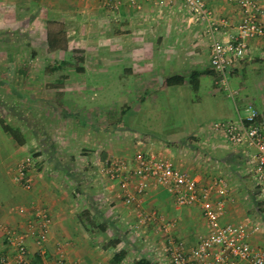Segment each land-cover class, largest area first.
<instances>
[{
    "label": "crops",
    "instance_id": "obj_1",
    "mask_svg": "<svg viewBox=\"0 0 264 264\" xmlns=\"http://www.w3.org/2000/svg\"><path fill=\"white\" fill-rule=\"evenodd\" d=\"M111 2L117 7L103 0H0V30L9 36L0 40L9 47L0 62L3 58L10 62L0 70V110L9 111L0 113V257L14 256L10 233L31 231L37 206L49 211L51 222L43 244L35 235L27 236L35 263L64 264L61 260L65 259V263L112 264L115 253L125 250L127 256L119 264H136L144 256H140V244L128 241L129 232L140 239H160L158 260L167 256L164 246L169 237L193 249L208 234L202 207L179 206L162 185L151 186L142 210L155 211L162 222L170 223L168 233L159 223L134 228L141 222L139 208L125 203L119 185L104 167L108 157H122L133 164L139 152L165 157L177 169L197 177L201 186L223 179L228 191L223 192L220 185L211 196L213 205L224 203L223 223L251 220L264 224V185L257 184L249 155L254 149L231 144L215 133L213 125L168 140L142 135L126 120H106L105 107L99 106L102 112L97 113L85 103L80 105L87 93L85 73L98 64H122V113L130 109L137 115L169 89L191 82L199 89V77L214 71L205 26L184 0ZM206 2L226 22L219 36L237 35L242 18L238 4ZM123 22L131 32L114 35L115 27ZM69 61L82 64L66 70ZM236 74L264 78L263 39H249L247 55L230 71L231 76ZM178 77L184 80L178 82ZM261 81L257 82L263 88L257 89L259 93L264 90ZM240 86L243 89L247 84ZM87 110L91 112L86 114ZM97 119L101 123L95 124ZM8 121L17 126L13 128ZM10 127L19 133L17 139ZM27 157H34L30 189L17 179V168ZM85 222L92 228L94 222L104 223L106 231H88ZM116 238L120 239L116 247H103ZM255 242L264 243V236H257ZM164 263L171 264L170 259Z\"/></svg>",
    "mask_w": 264,
    "mask_h": 264
},
{
    "label": "built area",
    "instance_id": "obj_2",
    "mask_svg": "<svg viewBox=\"0 0 264 264\" xmlns=\"http://www.w3.org/2000/svg\"><path fill=\"white\" fill-rule=\"evenodd\" d=\"M235 2L241 9L242 18L238 25L237 35L228 34L221 38L219 33L226 22L219 20L206 0H184L185 6L203 22L207 41L211 47L210 62L216 75V82L225 89L229 88L230 71L247 55L248 41L252 37L264 40V0H228ZM105 5L116 8L111 0H103ZM245 114L238 109L237 120H218L212 128L217 134L224 135L235 145L255 152L250 157L255 163V180L258 185H264V123L259 122V111L252 103L244 107ZM34 157H27L17 168V179L28 189L32 187L29 170ZM104 171L115 181L121 191V197L128 205L139 208L141 222L135 229L144 224L159 223L165 234L169 231L168 222L155 211L142 210L144 195L153 185H162L174 195L179 206L200 204L208 224V234L202 237L195 247L188 250L182 240L172 237L166 239L164 252L171 264H264V243L255 242L259 235L264 236V224L251 220L239 223H223L221 215L224 203L216 206L211 203L214 190L220 185L223 192L228 191L223 179H216L207 186H201L200 180L191 173L181 171L163 156L148 155L139 152L133 164L122 157H108ZM51 222L49 211L42 206L35 208V221L31 231L10 233L9 240L14 256H1L2 264H36L29 254L27 236L35 235L37 242L43 244L48 238V228ZM161 222V223H160ZM64 264H77L76 262Z\"/></svg>",
    "mask_w": 264,
    "mask_h": 264
},
{
    "label": "rangeland",
    "instance_id": "obj_3",
    "mask_svg": "<svg viewBox=\"0 0 264 264\" xmlns=\"http://www.w3.org/2000/svg\"><path fill=\"white\" fill-rule=\"evenodd\" d=\"M8 37V34L4 30H0V40ZM8 49V45L0 41V61L4 53L8 54ZM106 57L110 58L109 56ZM3 59L5 60L6 58ZM4 60L0 62V70L10 64V62ZM79 64L81 65L82 63L69 61L64 68L66 70L74 69ZM123 71L122 64L119 62L107 66L98 64L96 69L92 67L87 69L85 73L87 93L86 96H83L85 98H81L79 103L80 105L84 103L89 105L88 108H94V111H97V113L102 112L98 109L100 108L99 106L101 108L105 107L106 120L109 117H111L112 122L117 123H119L120 118L122 121L126 120L128 123H131V126L137 128L142 135L151 134L162 140H168V138H179L184 132L187 133V131L199 130L201 127H210L218 120H236L238 118V109L242 114L246 113L244 110L246 102L254 104L259 113L264 116V90L262 93L257 91V89L262 88V86L257 87V82H262L261 80H263L264 85V78L256 80L254 76L250 77V75L242 78L237 74L233 76L229 75V90L225 89L221 83L216 82V75L203 74L199 77V89L195 88L194 83L191 82L187 85L188 87L169 89L168 92L159 94L158 101L152 105H145V109L140 111L139 115L136 114L135 110L130 109L122 113L125 94L122 92L121 82L123 79L121 80L120 74ZM69 79H73L74 81L75 78ZM245 82L247 87L240 89V85L245 84ZM35 83H39L38 79H35ZM174 90L179 91L175 93L173 92ZM146 97L148 98V96ZM133 103V107L138 104L136 101ZM1 112L4 114V112L8 113L9 111L8 109L5 111L0 110ZM90 112L87 110L86 114ZM101 117L98 116V118L103 120ZM87 119L93 120L91 117H87ZM98 120L94 123L99 122ZM7 123L13 128L17 126L14 122L10 123L8 121ZM26 138H28L27 135ZM128 235L131 238V240L128 238V241H133L135 245L140 244V256L153 257V260L155 259L157 264H165L164 260L169 259L168 255H165L164 260L162 259L163 256L158 260V257H160L158 252L161 251L162 247L159 244L160 239L156 240L152 236L140 239L130 232Z\"/></svg>",
    "mask_w": 264,
    "mask_h": 264
},
{
    "label": "trees",
    "instance_id": "obj_4",
    "mask_svg": "<svg viewBox=\"0 0 264 264\" xmlns=\"http://www.w3.org/2000/svg\"><path fill=\"white\" fill-rule=\"evenodd\" d=\"M130 32H131V30L128 27L127 23L123 22L120 25L115 27L113 33H114V35H121V34L130 33ZM208 73L209 74L212 73V74L215 75L214 71H209ZM177 80H179L178 82H182L184 80V78L183 77H178ZM169 82H170V79H169ZM197 89H198V87H197ZM258 120H259V122L264 123V116L260 114ZM8 130L13 134V136L16 139L19 137V133H17V131L15 129H12L10 127V129H8ZM91 223L92 222H90V224ZM84 225H85V227L87 228L88 231H91L93 229H98L99 231L105 232L106 228H107L106 224H104V223H96V222H94V227L93 228L89 225V223L87 224L85 222ZM119 243H120V239L116 238L114 240H109L106 243H104L103 247L105 249L109 248V247H116ZM126 256H127V251L119 250L118 252L115 253V255H114L113 259H112V264L121 263L126 258ZM36 264H39V263H36ZM136 264H155V263L148 257H142L141 259H139L137 261Z\"/></svg>",
    "mask_w": 264,
    "mask_h": 264
}]
</instances>
